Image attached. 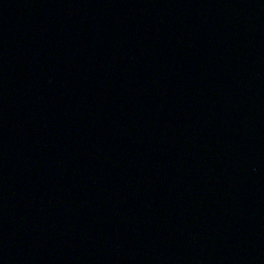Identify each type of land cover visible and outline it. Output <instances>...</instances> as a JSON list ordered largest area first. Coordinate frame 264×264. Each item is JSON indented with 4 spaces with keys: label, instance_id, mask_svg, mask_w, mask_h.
<instances>
[{
    "label": "water",
    "instance_id": "obj_1",
    "mask_svg": "<svg viewBox=\"0 0 264 264\" xmlns=\"http://www.w3.org/2000/svg\"><path fill=\"white\" fill-rule=\"evenodd\" d=\"M0 264H264V0H0Z\"/></svg>",
    "mask_w": 264,
    "mask_h": 264
}]
</instances>
